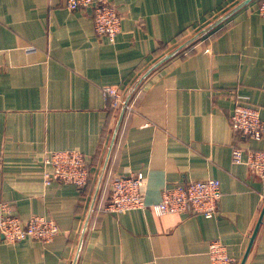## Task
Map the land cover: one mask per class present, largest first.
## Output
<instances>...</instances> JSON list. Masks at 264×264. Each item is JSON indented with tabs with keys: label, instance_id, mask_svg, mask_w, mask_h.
I'll list each match as a JSON object with an SVG mask.
<instances>
[{
	"label": "crops",
	"instance_id": "crops-1",
	"mask_svg": "<svg viewBox=\"0 0 264 264\" xmlns=\"http://www.w3.org/2000/svg\"><path fill=\"white\" fill-rule=\"evenodd\" d=\"M111 1L114 43L91 9L0 0V206L61 231L48 244L0 235V264H211L212 241L236 264H264V180L232 159L234 145L264 151V138L230 125L237 102L264 121L263 0ZM57 151L85 155L86 188L45 184ZM137 174L147 208L108 212L111 180ZM210 179L223 193L214 217L153 211L166 188Z\"/></svg>",
	"mask_w": 264,
	"mask_h": 264
},
{
	"label": "built area",
	"instance_id": "built-area-1",
	"mask_svg": "<svg viewBox=\"0 0 264 264\" xmlns=\"http://www.w3.org/2000/svg\"><path fill=\"white\" fill-rule=\"evenodd\" d=\"M70 11H93L95 32L116 41L122 25V17L111 0H65ZM259 14L264 17V0L260 3ZM106 99L112 109L124 105V95L118 88L108 87L104 90ZM240 101V98H239ZM230 125L234 136L250 139L264 138V121L260 111L241 102H237L230 116ZM232 159L236 164H245L264 180V151L243 150L234 145ZM43 178L46 185L54 182L72 184L84 189L90 179L88 161L84 154L77 151H57L46 153L43 159ZM146 180L142 174L134 176H115L110 182V199L106 210L121 213L147 208L145 188ZM223 193L219 180L194 181L186 185L166 188L161 201L152 206L159 217L171 214L203 215L214 217L219 210ZM264 197V196H263ZM0 214V235L7 243H17L27 239L41 243H51L60 234L59 226L43 216H31L27 221L14 215L12 207L3 203ZM208 254L211 264H236L229 257L226 247L220 241H212Z\"/></svg>",
	"mask_w": 264,
	"mask_h": 264
},
{
	"label": "water",
	"instance_id": "water-1",
	"mask_svg": "<svg viewBox=\"0 0 264 264\" xmlns=\"http://www.w3.org/2000/svg\"><path fill=\"white\" fill-rule=\"evenodd\" d=\"M263 214H264V210H263ZM263 214H262V217H263ZM261 219H262V218H261ZM260 222H261V220H260ZM260 222H259V224H260ZM253 240H254V238H253ZM253 240H252V242H253ZM252 242H251V243H252Z\"/></svg>",
	"mask_w": 264,
	"mask_h": 264
}]
</instances>
